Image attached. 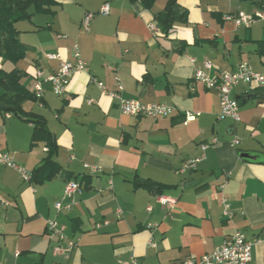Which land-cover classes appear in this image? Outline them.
<instances>
[{
	"label": "crops",
	"instance_id": "1",
	"mask_svg": "<svg viewBox=\"0 0 264 264\" xmlns=\"http://www.w3.org/2000/svg\"><path fill=\"white\" fill-rule=\"evenodd\" d=\"M53 1V14L15 24L28 50L14 66L26 73L22 82L32 92L38 71L48 76L58 67L59 60L46 55L71 60L76 45L86 63L87 72L74 73L63 96L44 84L42 100L23 105L44 120L56 141V161L80 193L69 211L56 213L54 203L70 202L64 200V179L24 182L0 166V264H171L212 252L234 232L254 241L253 263L264 264V85L233 89L240 116L233 122L218 120L216 93L193 80L204 61L213 66L209 78L215 68L234 71L243 62L264 75V0H176L186 20L167 34L156 17L168 0H155L150 8L138 0ZM103 4L109 5L108 15L96 14ZM238 12L262 19L249 27L224 21V15ZM87 14L94 15L85 26ZM149 24L160 33L152 35ZM115 75L124 98L164 103L171 115L153 120L121 113L93 82L111 90ZM186 114L194 119L186 121ZM31 134V124L0 112V153L29 173L46 156L43 143L30 147ZM212 137L219 142L194 169L183 170L202 156L199 146ZM135 181L163 186L161 195L176 200L173 210ZM221 197L231 217L224 216ZM49 219L64 226L74 243L68 256L53 255Z\"/></svg>",
	"mask_w": 264,
	"mask_h": 264
},
{
	"label": "built area",
	"instance_id": "2",
	"mask_svg": "<svg viewBox=\"0 0 264 264\" xmlns=\"http://www.w3.org/2000/svg\"><path fill=\"white\" fill-rule=\"evenodd\" d=\"M108 13L109 5L103 4L96 14L108 15ZM93 15L94 14L85 15L83 25L86 26L89 19L92 18ZM223 19L226 22H232L236 27H249L256 20L262 19V16L260 14L250 16L242 12H238L226 14ZM148 30L152 35L160 33L154 24H149ZM45 58L52 61L59 60V64L56 70L48 76H44L39 71L36 73L32 85V93L37 102H40L44 96V84H48L50 86V92L54 96L61 97L66 93L67 86L72 75L76 72H87L88 70L86 63L82 61L79 56L76 45L72 48L71 60H60L57 54H48ZM191 62L194 61L191 60ZM212 69V64L208 61H204L202 63V68L195 69L193 80L207 90H212L216 93L220 107V112L217 116L218 120H231L233 122H238L240 120L239 106L237 100L232 97L233 89L239 84L263 86L264 75L253 72L249 65L245 62L238 65L234 71L219 70L215 68V76L213 78H209L206 72ZM93 82L102 94L108 96L116 102L119 111L125 115L135 118L148 117L153 120H157L169 117L173 111L170 106L164 103L154 102L151 104H143L138 100L124 98L122 96V85L117 75L113 78V88L111 90L108 89L102 82L94 80ZM88 103L90 104L92 101H88ZM9 117V114H5L6 119ZM185 119L186 121L193 120L194 115L186 114ZM218 142L219 140L216 137H212L209 143L201 144L199 148L202 152V156L198 159L186 162L183 166V170L194 169L196 164L204 158V151L209 146L216 145ZM238 144L239 140L236 138L231 141V145L233 146ZM0 166L16 171L24 182H31V173L26 171L23 167L17 165L9 154L0 153ZM84 168L88 169L91 173L100 172V169L97 166L84 165ZM76 193H80V187L77 182H67L64 187V200L67 199L70 200V202L63 203L62 201H58L54 203L53 209L55 212L59 213L62 211H69L73 203V196ZM157 202L168 211L173 210L176 204L175 199L163 195L157 198ZM220 202L223 206L224 216L231 217L229 205L227 204L226 199L221 197ZM0 204H3L1 198ZM146 210L149 212L151 211V208L148 207ZM121 216L122 211L117 210L116 218H120ZM46 230L49 238H53L56 241V245L52 248L53 255L68 256L74 246V243L67 240L64 233V226L58 224L53 219H49L46 221ZM253 245V240L247 239L240 232H234L227 240L215 246L212 252L204 254L198 258L187 257L183 260L174 261L171 264H254L252 257ZM130 264L139 263L133 260Z\"/></svg>",
	"mask_w": 264,
	"mask_h": 264
},
{
	"label": "trees",
	"instance_id": "3",
	"mask_svg": "<svg viewBox=\"0 0 264 264\" xmlns=\"http://www.w3.org/2000/svg\"><path fill=\"white\" fill-rule=\"evenodd\" d=\"M144 8H150L155 0H138ZM53 0H0V60L2 64L11 63L13 67L6 71L0 67V105L9 107L8 111L0 109L2 114H10L32 125L30 147L43 143L46 156L40 165L31 172L33 183L54 179L69 182L71 175L56 161L57 145L48 131L44 120L33 113L26 112L23 105L37 102L33 93L23 84L26 73L14 65L22 60L28 50L20 40V32L15 24L29 21L34 14H53ZM183 9L176 0H168L162 12L156 17L157 25L163 34L171 30L174 23L185 21ZM136 187L145 189L155 196L161 195L163 186L150 182H134Z\"/></svg>",
	"mask_w": 264,
	"mask_h": 264
},
{
	"label": "water",
	"instance_id": "4",
	"mask_svg": "<svg viewBox=\"0 0 264 264\" xmlns=\"http://www.w3.org/2000/svg\"><path fill=\"white\" fill-rule=\"evenodd\" d=\"M0 109L3 110V111H8L9 110V107H6L4 105H0ZM243 157L247 158V159H251L252 157H249L248 155H243ZM198 178H201L202 175L201 174H197Z\"/></svg>",
	"mask_w": 264,
	"mask_h": 264
},
{
	"label": "rangeland",
	"instance_id": "5",
	"mask_svg": "<svg viewBox=\"0 0 264 264\" xmlns=\"http://www.w3.org/2000/svg\"><path fill=\"white\" fill-rule=\"evenodd\" d=\"M10 65H12V64L11 63H5V64H1V67L4 68V70L9 71Z\"/></svg>",
	"mask_w": 264,
	"mask_h": 264
}]
</instances>
